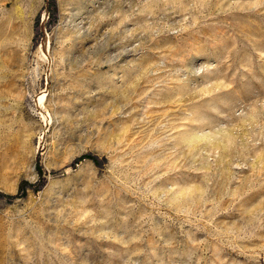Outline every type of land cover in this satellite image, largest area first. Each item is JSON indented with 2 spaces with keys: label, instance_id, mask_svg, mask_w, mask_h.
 I'll return each mask as SVG.
<instances>
[{
  "label": "rangeland",
  "instance_id": "374dc122",
  "mask_svg": "<svg viewBox=\"0 0 264 264\" xmlns=\"http://www.w3.org/2000/svg\"><path fill=\"white\" fill-rule=\"evenodd\" d=\"M0 264H264V0H0Z\"/></svg>",
  "mask_w": 264,
  "mask_h": 264
},
{
  "label": "bare ground",
  "instance_id": "6f19581e",
  "mask_svg": "<svg viewBox=\"0 0 264 264\" xmlns=\"http://www.w3.org/2000/svg\"><path fill=\"white\" fill-rule=\"evenodd\" d=\"M47 43H48L47 40L44 39V41H43V43H42V46H41L42 49H43V52H44V53H47V48H48V47H47Z\"/></svg>",
  "mask_w": 264,
  "mask_h": 264
}]
</instances>
